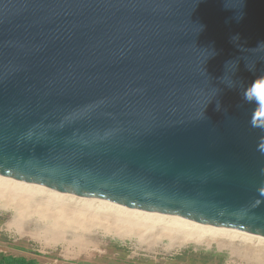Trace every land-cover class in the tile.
<instances>
[{
  "label": "water",
  "instance_id": "95a60500",
  "mask_svg": "<svg viewBox=\"0 0 264 264\" xmlns=\"http://www.w3.org/2000/svg\"><path fill=\"white\" fill-rule=\"evenodd\" d=\"M261 76L264 0H0V175L264 238Z\"/></svg>",
  "mask_w": 264,
  "mask_h": 264
},
{
  "label": "rangeland",
  "instance_id": "374dc122",
  "mask_svg": "<svg viewBox=\"0 0 264 264\" xmlns=\"http://www.w3.org/2000/svg\"><path fill=\"white\" fill-rule=\"evenodd\" d=\"M45 195L27 202L30 209L23 215H17L13 206L0 203V253L42 264H264V241L256 236H206L201 241H181L182 237L175 235L176 241L172 235L140 240L133 232L116 235L97 225L87 232L69 223L74 215L85 213L79 209L83 202L80 197L70 195L66 200L73 207L64 208L46 204ZM88 213L83 214L85 223L94 222L95 215ZM98 219L104 224L114 223L113 218L98 215Z\"/></svg>",
  "mask_w": 264,
  "mask_h": 264
},
{
  "label": "bare ground",
  "instance_id": "6f19581e",
  "mask_svg": "<svg viewBox=\"0 0 264 264\" xmlns=\"http://www.w3.org/2000/svg\"><path fill=\"white\" fill-rule=\"evenodd\" d=\"M46 189H47L46 187H43L37 184H31L25 181L12 179V178H8V177L0 175V201H1L0 203L6 207L8 205L9 207L10 205L13 206V209H15L17 215L18 214L23 215L25 212H27V210L30 209L28 208L29 205L27 204V202H29L31 199H35V197H37L38 199L43 194H46L45 195L46 198L44 199L46 201V204L48 203V204H53V205H60L61 207H64V208L71 206V205L69 206V202L68 200H66V198H71L70 197L71 194L57 192L52 189L50 190L49 188L47 191ZM78 197H80L81 198L80 200L83 201L79 209L81 211H84L85 213L90 212L94 214L95 219H93L94 222L85 223V220L87 218H85V216L83 215L85 213L82 214V212H81L82 216L81 215L76 216L74 214L72 218H70L71 216H69V218L71 219L69 220L70 221L69 223H71V226L76 228L77 230H80L81 228L84 227L85 230L88 232L91 227L93 228V225L95 226L97 225V226H100L102 229L106 230V232L107 230L111 229L112 230L111 232H114L116 235L120 231H123L124 234L125 233L130 234L131 232H133L137 234L138 236L137 238H139L140 240H144L145 236H149V238L151 236L152 238L156 239V238H159V237L161 238L164 236H167L168 238H172V235L173 237L175 235H177V237L178 235H180L182 237V239L180 238L181 241H186L190 239L194 241H201L206 236L214 237V236L231 235L235 237L239 234L243 236L244 235L253 236V235L241 232V231L197 223V222H193V221H189V220H185V219H181V218H177V217H173V216H169V215H165V214H161L157 212H151V211L137 209V208L123 207L117 204L110 203L106 200L96 199L97 201H94V198H88V197H82V196H78ZM93 202H96V205H94L95 203ZM38 209L41 210V208H38ZM42 212L44 213V210L41 211V213ZM60 215L61 214H58L57 212L55 213V216H57V218L58 216L60 217ZM98 215H101L104 218H113L115 224L114 223L112 224L114 226L108 225L110 222L109 223L106 222L107 224H104L103 223L104 221L102 222L101 220L98 219ZM58 220H57V223H58ZM155 229H157V231ZM174 238L177 241L178 238L177 239L176 237ZM258 238L264 241V238L262 237H258Z\"/></svg>",
  "mask_w": 264,
  "mask_h": 264
},
{
  "label": "clouds",
  "instance_id": "9594fccd",
  "mask_svg": "<svg viewBox=\"0 0 264 264\" xmlns=\"http://www.w3.org/2000/svg\"><path fill=\"white\" fill-rule=\"evenodd\" d=\"M246 67L250 72L254 71V69L249 67L247 64H246ZM236 69H237V65H236L235 71ZM235 71L233 73H235ZM226 84L229 88H231L232 85L230 82H226ZM241 96L244 102L255 104L258 106L261 112H264V76H261L260 78L255 79L251 83L250 86H248L241 92ZM252 123L254 126L264 129V123L258 124L256 123V121H253Z\"/></svg>",
  "mask_w": 264,
  "mask_h": 264
},
{
  "label": "trees",
  "instance_id": "16d2710c",
  "mask_svg": "<svg viewBox=\"0 0 264 264\" xmlns=\"http://www.w3.org/2000/svg\"><path fill=\"white\" fill-rule=\"evenodd\" d=\"M0 264H42L24 256H13L0 253Z\"/></svg>",
  "mask_w": 264,
  "mask_h": 264
}]
</instances>
